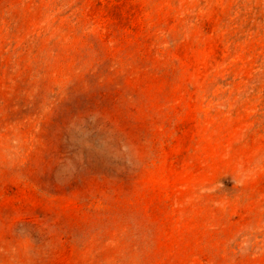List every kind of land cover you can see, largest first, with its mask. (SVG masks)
Returning <instances> with one entry per match:
<instances>
[{
  "label": "rangeland",
  "instance_id": "374dc122",
  "mask_svg": "<svg viewBox=\"0 0 264 264\" xmlns=\"http://www.w3.org/2000/svg\"><path fill=\"white\" fill-rule=\"evenodd\" d=\"M0 264H264V0H0Z\"/></svg>",
  "mask_w": 264,
  "mask_h": 264
}]
</instances>
